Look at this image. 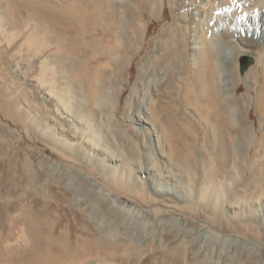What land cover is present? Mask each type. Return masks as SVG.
Returning a JSON list of instances; mask_svg holds the SVG:
<instances>
[{"label": "rangeland", "instance_id": "obj_1", "mask_svg": "<svg viewBox=\"0 0 264 264\" xmlns=\"http://www.w3.org/2000/svg\"><path fill=\"white\" fill-rule=\"evenodd\" d=\"M172 7L164 0L163 11L147 17L144 41L118 52L120 68L105 55L69 54L70 65L100 74L92 100L86 78L67 72L76 112L98 129L93 140L74 129L76 116L60 117L53 101L39 97L33 74H22L0 48L1 262L19 244L21 225L35 219L52 252L64 240L84 252L106 236L108 250L86 255L84 264H264V80L254 74L263 68L264 40L247 28L230 49L213 36L220 61L231 59L222 97L247 98L241 115L250 127L221 166L216 143L227 141L206 139L205 102L195 106L186 87L193 80L180 68L187 60H175L173 42L151 39L173 22ZM161 54L170 58L157 62ZM183 113L191 129L182 126Z\"/></svg>", "mask_w": 264, "mask_h": 264}, {"label": "bare ground", "instance_id": "obj_2", "mask_svg": "<svg viewBox=\"0 0 264 264\" xmlns=\"http://www.w3.org/2000/svg\"><path fill=\"white\" fill-rule=\"evenodd\" d=\"M172 2L173 22L167 23L164 29L151 39L166 43L165 45L167 42H173L174 46L169 51H174V59L187 60L180 68L187 71L189 78L193 80L192 84L186 87H192L193 89L188 88L189 91L194 92L198 98L197 102L194 100L195 106L206 103L200 107V111L204 112L205 122L210 125L206 139L211 135V138L227 141L225 144L221 141L216 143L219 153L217 163L221 166L229 165L232 158L228 161L226 157L233 155L235 139H248L250 135L246 116L241 115L245 110L247 98L223 99L222 82L226 76L224 73L229 71L226 68L230 57L226 56L225 61H220L213 36L220 37L229 48H233L229 42L249 28L264 40V0ZM163 5L164 0H0V48L13 59L14 65L24 72L22 74H26L28 78L33 74L30 78L36 82L33 85L37 88L39 97L44 101H53L54 111L60 117H67L64 113L76 116L74 120L78 124L73 126L74 129L81 131L87 140H93L99 137L98 129L83 114L76 112L77 107L72 98L74 95L67 80V72L86 78L92 100H96L100 95V74L97 70L87 69L85 64L70 65L69 54L93 52L96 55H105L112 59L115 67H119L124 63L125 57L119 56L118 52H125L128 44L137 45L146 38L150 20H147V17L162 12ZM187 40L192 43L189 52L183 48ZM145 42L148 43L147 39ZM231 52L233 53V50ZM262 54L264 56L263 50ZM167 55L158 56L157 62L170 58ZM254 74L264 80V64L263 68H259ZM58 75L64 78L62 86L57 80ZM260 87L264 89V82L260 83ZM187 92L188 90L185 95ZM258 104L262 107L260 109H264V95ZM183 115L179 118L182 120V126L191 129L193 124L188 118L190 116L184 113ZM211 149L212 153L214 150ZM165 190L174 193L169 189ZM100 234L96 241L92 239L94 242L91 241L92 245L84 252L76 246L71 247L67 240L60 244L57 252H52L43 247L44 240L38 221L32 219L28 227L21 225L19 244L10 249V257L5 262L0 261V264H84L88 254L108 250L110 240ZM110 251L117 252V249Z\"/></svg>", "mask_w": 264, "mask_h": 264}]
</instances>
